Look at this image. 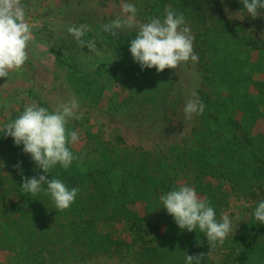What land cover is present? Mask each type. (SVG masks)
I'll use <instances>...</instances> for the list:
<instances>
[{
    "label": "trees",
    "instance_id": "obj_1",
    "mask_svg": "<svg viewBox=\"0 0 264 264\" xmlns=\"http://www.w3.org/2000/svg\"><path fill=\"white\" fill-rule=\"evenodd\" d=\"M116 1L135 5L136 16L146 22L163 18L165 6L183 14L195 37L202 77L196 94L204 112L195 114L180 143L152 150L129 145L120 134L106 138L89 118L71 120L67 129L79 139L68 146L76 159L67 170L57 165L47 177L79 189L64 211L55 209L43 190L35 196L22 192V175L38 178L44 173L22 145L0 131L5 161L0 173V251L12 255V264H81L102 256L131 257L138 264H185L186 255L200 253L205 254L200 264H215L212 254L217 250L224 251L223 264H264V223L253 217L223 244L209 246L198 228L181 230L160 201L168 191L187 185L209 202L217 220L230 196L251 198L257 205L264 201V34L254 33L247 22L229 19L225 6L243 11L240 0H227V5L221 0ZM103 29L108 57L90 71L81 60L88 47L67 30L57 35L45 26L39 34L75 60L70 73L80 92L94 98L110 86H121L124 94L109 97L107 110L141 126L171 124L181 104L176 69L142 70L129 51L137 31L119 30L113 37ZM95 36L85 32L82 39ZM37 106L53 110L44 100ZM18 162L20 169L13 167Z\"/></svg>",
    "mask_w": 264,
    "mask_h": 264
},
{
    "label": "clouds",
    "instance_id": "obj_2",
    "mask_svg": "<svg viewBox=\"0 0 264 264\" xmlns=\"http://www.w3.org/2000/svg\"><path fill=\"white\" fill-rule=\"evenodd\" d=\"M240 2L243 11L229 14L230 20H242L245 16L256 19L261 15L260 10H264V0ZM137 11L135 5L123 3L121 15L106 24L103 30L115 37L125 27H136L137 34L130 40L129 51L142 70L155 68L157 73H161L166 68L174 70L189 60H198L193 49L195 37L186 26L182 13L177 14L171 6H165L163 18L152 17L146 23L137 24ZM224 11L228 13L227 7ZM86 30L84 25L67 29L79 45H86L96 54L95 43L82 39ZM32 39V28L26 22L22 0H0V78H7L10 71L19 72L22 69L29 59L28 48ZM191 96L194 98L189 99L183 108L186 119H191L194 114L202 115L205 109L195 92ZM78 109L79 103L74 97L58 104L52 111L36 104L25 105L23 111L0 130L5 137H12L15 145H22L23 152L30 154L32 161L44 173L38 178L22 175V192L35 196L43 190L59 211L68 209L74 203L79 189H69L62 180L47 177L57 165L67 170L76 159L68 145L77 143L79 137L75 131H68L67 125L71 120L82 118L83 113ZM21 163L13 167L20 169ZM160 201L181 230L191 232L198 228L205 234L209 246L223 244L229 233L233 232L229 215L221 213V219L217 220L214 208L201 199L193 187L181 185L162 195ZM253 215L257 222L264 223V201L258 203ZM204 255H186L185 264H200Z\"/></svg>",
    "mask_w": 264,
    "mask_h": 264
},
{
    "label": "rangeland",
    "instance_id": "obj_3",
    "mask_svg": "<svg viewBox=\"0 0 264 264\" xmlns=\"http://www.w3.org/2000/svg\"><path fill=\"white\" fill-rule=\"evenodd\" d=\"M223 1L226 4L227 0ZM123 3L116 0H22L26 9V22L31 25L33 39L29 42V59L22 69L19 72L10 71L7 78H0V130L25 105H38L39 100H44L54 109L58 104L74 97L79 103L78 111L83 113L81 119L89 118L95 130L100 129L106 138L120 134L129 145L142 146L149 150L158 145L165 148L168 144L181 142L195 123V114L191 119H186L183 108L189 99L194 98L191 93H197L202 83L197 61L189 60L176 69L178 98L181 104L174 121L166 126L159 123L141 126L120 112L106 109L105 102L109 97L120 99L124 94L121 92V86H110L103 94H97L94 98L80 92L74 85L75 79L70 73L71 63L74 64L75 60L68 52H59L52 42L39 34V30L45 26L53 29L57 35L65 34L71 26L81 25L86 26V32H95L96 36L92 42L96 45L97 53L86 48L81 57L90 71L100 60L108 57L107 37L100 29L121 15ZM227 9L228 16L238 13L228 7ZM135 19L137 24L146 23L137 16ZM233 20L247 22L254 33L264 34V13L256 19L245 16L242 20ZM121 30L137 31L136 27L131 29L125 27ZM261 127L264 129V124ZM4 166L5 161L0 148V173ZM256 206L251 198L230 196V204L224 213H227L232 221L233 232L254 217ZM212 257L215 264H223L224 251L217 250ZM12 260V255L0 251V264H12ZM81 264L138 263L131 257L122 260L119 257L102 256Z\"/></svg>",
    "mask_w": 264,
    "mask_h": 264
}]
</instances>
